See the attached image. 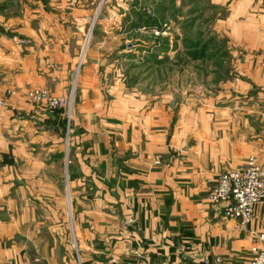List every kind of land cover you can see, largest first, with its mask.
<instances>
[{
    "label": "crops",
    "instance_id": "0c3cea01",
    "mask_svg": "<svg viewBox=\"0 0 264 264\" xmlns=\"http://www.w3.org/2000/svg\"><path fill=\"white\" fill-rule=\"evenodd\" d=\"M93 1L0 0V264H248L264 202L242 230L210 193L250 157L264 171V0H212L228 3L221 91L144 95L118 58L87 56L67 138L66 112L29 93L69 96L86 30L123 49L118 8L93 27Z\"/></svg>",
    "mask_w": 264,
    "mask_h": 264
},
{
    "label": "rangeland",
    "instance_id": "374dc122",
    "mask_svg": "<svg viewBox=\"0 0 264 264\" xmlns=\"http://www.w3.org/2000/svg\"><path fill=\"white\" fill-rule=\"evenodd\" d=\"M92 3L93 27L100 24V19L105 21L102 10L118 8V15L123 17V49L116 50L115 38L101 33L99 26L97 32L86 30L72 76V90L65 97L70 98L72 104L70 121L65 118L67 138L73 122L74 88L78 87L87 56L97 55L109 61L118 58L126 88L156 98L168 95L175 103L222 90L232 67L228 64L227 38H220L214 32L213 22L217 17H226L228 3L223 6L214 5L212 0H95ZM97 40L106 41L105 46L91 48ZM36 89L43 88L30 92ZM0 101L5 102V99ZM2 107L4 105L0 109Z\"/></svg>",
    "mask_w": 264,
    "mask_h": 264
},
{
    "label": "built area",
    "instance_id": "2783aa9c",
    "mask_svg": "<svg viewBox=\"0 0 264 264\" xmlns=\"http://www.w3.org/2000/svg\"><path fill=\"white\" fill-rule=\"evenodd\" d=\"M29 98L37 104H43L50 111L66 110L67 120L72 115L70 98L56 96L44 89L29 93ZM5 102L0 101V106ZM213 205L226 204L224 216L239 222L242 230H248L255 220L256 207L264 202V171L255 157L247 159L244 167L231 170L219 176L210 193ZM197 264H222L220 258H204ZM248 264H264V235L253 237L251 257Z\"/></svg>",
    "mask_w": 264,
    "mask_h": 264
}]
</instances>
